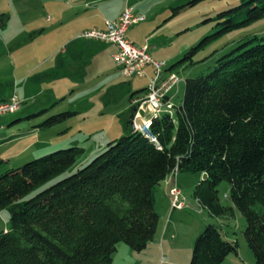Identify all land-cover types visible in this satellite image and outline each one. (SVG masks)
Wrapping results in <instances>:
<instances>
[{"label": "trees", "instance_id": "1", "mask_svg": "<svg viewBox=\"0 0 264 264\" xmlns=\"http://www.w3.org/2000/svg\"><path fill=\"white\" fill-rule=\"evenodd\" d=\"M218 17H224L216 23L222 26L201 45L264 17V0H241ZM214 64L184 80L174 66L164 69L180 80L175 94L184 83L180 103L174 105L170 94L171 109L151 117L146 131L127 119L129 131L75 171L67 173L83 149L70 146L2 174L0 210L9 209L10 226L0 231V264H110L118 243L142 251L158 229L156 187L185 171L200 173L192 196L213 218L230 215L217 195L221 181L229 184L230 201L246 222V246L254 264H264V34ZM147 89L131 92L129 101ZM220 233L221 224H207L189 264H221L237 254L236 242Z\"/></svg>", "mask_w": 264, "mask_h": 264}, {"label": "rangeland", "instance_id": "2", "mask_svg": "<svg viewBox=\"0 0 264 264\" xmlns=\"http://www.w3.org/2000/svg\"><path fill=\"white\" fill-rule=\"evenodd\" d=\"M240 2L0 0V92L2 96L16 94L22 101L14 113L0 115V176L34 158L77 146L83 152L67 173L73 172L102 152L108 141L129 131V95L145 88L149 80L123 78L111 58L112 48L103 43L97 44L95 55L88 51L74 58L62 54L63 48H73L76 37L100 43L80 38L81 32L101 24L104 17L116 19L126 5L131 6L132 14H143L145 20L128 26L127 39L147 46L154 59L164 62V69L174 66L171 71L182 80L195 78L208 73L220 56L240 43L264 34L262 17L200 44L222 26L216 24L224 18L218 12ZM12 59L19 61L17 70ZM146 71L152 74L150 69ZM183 89L181 81L176 94L175 88L170 91L174 105L180 103ZM69 111L74 113L45 125L53 116ZM147 117L145 113L143 119ZM170 179L175 181L169 188L174 184L180 188L185 206L171 209L167 191L162 185L156 187L157 234L142 251L118 243L110 264H189L194 240L209 223L221 224L223 238L237 244V254H228L221 264H254L242 233L246 222L230 201L229 184L221 181L217 195L221 204L230 207V215L213 218L192 196L200 173L185 171ZM9 215L8 208L0 210V231L9 228Z\"/></svg>", "mask_w": 264, "mask_h": 264}, {"label": "built area", "instance_id": "3", "mask_svg": "<svg viewBox=\"0 0 264 264\" xmlns=\"http://www.w3.org/2000/svg\"><path fill=\"white\" fill-rule=\"evenodd\" d=\"M133 11V7L126 5L116 19L105 20L102 29H86L80 33L79 37L114 45L115 50L111 57L115 68L123 78L147 77L149 83L146 94L132 100L133 113L129 119L133 129L146 131L150 126L151 117H157L160 113L171 109L170 91L177 86L180 80L172 72L164 73V62L154 59L148 53L147 46H138L127 39L128 26L145 19V15H135L132 14ZM148 67L151 69V75H148L146 71ZM21 102L15 94L7 100L0 101V115L14 113L19 109ZM145 113L149 117L143 119ZM175 174L176 170L173 176ZM181 195L180 189L175 184L169 189L171 209L179 210L185 206V197Z\"/></svg>", "mask_w": 264, "mask_h": 264}, {"label": "crops", "instance_id": "4", "mask_svg": "<svg viewBox=\"0 0 264 264\" xmlns=\"http://www.w3.org/2000/svg\"><path fill=\"white\" fill-rule=\"evenodd\" d=\"M124 9V8H123ZM117 17V16H116ZM105 20H113V19H110V18H107V17H104L103 18V20L101 21V24L100 23H98V24H96V25H93V26H91V28L92 29H102L103 27H104V22H105ZM89 29V28H88ZM129 29V28H128ZM128 29H127V31H128ZM127 31H126V33H127ZM69 39H71V38H69ZM129 39V38H128ZM134 42V41H133ZM72 44H74V46H73V48L72 49H67L66 47L65 48H63L62 49V54H66V55H69V56H71L72 58H74V57H76V56H78V54H79V56H80V54H82L83 52L85 53V52H91V53H93L94 55L95 54H98V52H97V44H104V45H109L111 48H112V52L110 53V55L114 52V50H115V46L114 45H112V44H110V43H104V42H100V43H96V42H93V41H88V40H85V41H81V39H77V37H76V39H74L72 42H71ZM96 43V44H95ZM135 43V42H134ZM137 45V44H136ZM151 55V54H150ZM78 56V57H79ZM112 56V55H111ZM112 58V57H111ZM11 63H12V65L15 67V70H17L18 68H19V61H16V60H14V59H12V61H11ZM68 63H66L65 65H67ZM87 65V64H86ZM88 65H90V63H88ZM78 67H79V65H78ZM148 69H150L149 67H148ZM150 71H151V69H150ZM148 73V72H147ZM120 74V73H119ZM121 75V74H120ZM149 75V74H148ZM16 95V94H15ZM9 97H12V96H10V95H8V96H2V93L0 92V101H2V100H6L7 98H9ZM136 97V96H135ZM129 105H131V101H129ZM130 116H131V113H130ZM129 116V117H130ZM175 180H171L170 179V177H168L167 179H165L163 182H160V185H162V186H160V187H162L163 188V190H164V192L166 193V191H167V193H168V195H169V187H170V185H172L171 183L172 182H174ZM180 189V188H179ZM169 197V196H168ZM157 212V211H156ZM158 213V212H157ZM159 215V214H158ZM170 215H172V211H170ZM159 219H160V217H159ZM157 231H158V229H157ZM166 232V231H165ZM165 232H164V234H165ZM156 234H157V232H156ZM162 237H164V236H162Z\"/></svg>", "mask_w": 264, "mask_h": 264}, {"label": "water", "instance_id": "5", "mask_svg": "<svg viewBox=\"0 0 264 264\" xmlns=\"http://www.w3.org/2000/svg\"><path fill=\"white\" fill-rule=\"evenodd\" d=\"M129 119H131V117H129Z\"/></svg>", "mask_w": 264, "mask_h": 264}]
</instances>
